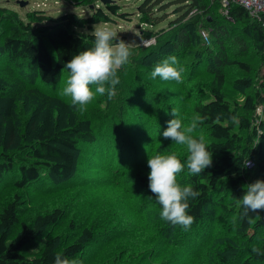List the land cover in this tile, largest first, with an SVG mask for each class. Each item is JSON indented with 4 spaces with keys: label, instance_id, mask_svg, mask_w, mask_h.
<instances>
[{
    "label": "trees",
    "instance_id": "obj_1",
    "mask_svg": "<svg viewBox=\"0 0 264 264\" xmlns=\"http://www.w3.org/2000/svg\"><path fill=\"white\" fill-rule=\"evenodd\" d=\"M64 1L88 15L21 17L0 6V264H53L57 253L84 260L93 245L118 239L124 254L100 264H264V254L252 252L264 248V209L246 211L239 202L247 184L264 180V14L254 20L234 1L226 14L220 0L138 1L139 39L154 42L130 46L115 95L96 94L80 111L62 94L64 64L92 46L94 24L128 13L126 0ZM169 56L183 69L179 84L150 77ZM173 108L185 123L197 119L194 135L212 153L201 174H177L199 191L188 202L187 229L159 217L148 188L149 155L175 151L186 159L183 146L161 135ZM88 188L96 196L81 207L100 213L84 216L78 230L70 220L67 243L47 236L61 208L23 213L34 192L46 200Z\"/></svg>",
    "mask_w": 264,
    "mask_h": 264
},
{
    "label": "clouds",
    "instance_id": "obj_2",
    "mask_svg": "<svg viewBox=\"0 0 264 264\" xmlns=\"http://www.w3.org/2000/svg\"><path fill=\"white\" fill-rule=\"evenodd\" d=\"M91 35L94 37L91 47L79 51L64 64L67 70L62 94L70 99V105L84 111L96 94L106 95L110 100L119 84L118 70L129 62L132 52L130 43L120 39L108 25L96 23ZM183 69L177 66L175 56H169L156 63L150 77L162 81L182 82ZM94 85V90L90 87ZM173 118L167 121V127L161 135L172 140L175 145L183 146L186 159L182 162L175 151L149 155L147 165L148 188L155 194V201L160 205L159 217L172 225L187 229L193 216L186 209L189 199L196 198L199 191L193 186L181 185L177 174L186 168L188 174L199 175L212 162V153L208 150L203 135L195 134L197 119L183 122L178 110L173 108ZM248 162H246L247 164ZM246 211L264 209V180L256 179L246 185V190L239 198ZM252 252L264 254V248L253 246ZM53 264H83L80 260L68 259L57 253Z\"/></svg>",
    "mask_w": 264,
    "mask_h": 264
},
{
    "label": "rangeland",
    "instance_id": "obj_3",
    "mask_svg": "<svg viewBox=\"0 0 264 264\" xmlns=\"http://www.w3.org/2000/svg\"><path fill=\"white\" fill-rule=\"evenodd\" d=\"M28 3L20 7L17 4V0H0V6L6 7L10 10L17 12L21 17H23L26 13L33 12V11H40L44 14H49L51 16H58L66 11H73L83 16L88 15V10L75 7L74 5L66 3L64 0H25ZM140 0H126L122 6L123 11L127 12L128 19H123L121 17H115L113 21L109 23H104L110 26L118 36H124V41L129 42L130 46H135L137 44H141L139 38V28L137 27L138 18L136 15V7L138 6ZM172 14V9L167 11V18ZM166 18V19H167ZM167 21H163L158 25L154 26L153 29L157 30L167 24ZM101 24V23H100ZM103 24V23H102ZM201 34V33H200ZM202 36V35H201ZM65 86V84H64ZM68 98V97H67ZM59 196L55 198L56 193H50L49 198L44 200L37 192H34L35 196H28L30 199V204L24 209V214L31 212L32 210H48L52 209L53 207H58L63 210V218L60 222L53 227L46 228L49 231L47 236L52 235H60L63 238L61 239L64 243H67L68 240H71L74 236L72 232L74 230H69L68 223L70 220L74 221V227L76 230L80 228L86 221L83 219L84 216H89L88 213H100L98 210L100 206H93L90 203L86 204L84 207H81L82 202L84 199L87 198H94L96 196L93 189L88 188L85 191H79L76 194L71 195L70 192H64V190H60ZM45 193H49L48 190H45ZM14 194L13 192L11 193ZM8 194H5L6 197ZM6 199V198H5ZM5 199L0 201L3 202ZM48 200V201H47ZM106 208L104 207V210ZM80 211H87V212H80ZM83 213V214H81ZM94 216L93 214H90ZM102 215V214H101ZM110 230H114L113 227ZM117 239V238H116ZM66 241V242H65ZM37 243H35L36 245ZM126 243L123 240L118 239L115 243L109 244H96L89 248V256L83 259H78L83 262V264H100L105 262L116 255L124 254L126 250ZM37 251L35 248H32ZM130 255V251H127L125 254V258ZM92 257V258H91ZM138 256L132 258L131 260H137ZM101 259V260H100Z\"/></svg>",
    "mask_w": 264,
    "mask_h": 264
},
{
    "label": "built area",
    "instance_id": "obj_4",
    "mask_svg": "<svg viewBox=\"0 0 264 264\" xmlns=\"http://www.w3.org/2000/svg\"><path fill=\"white\" fill-rule=\"evenodd\" d=\"M221 5L223 7V13L226 14V7L229 4V2H237L241 6L245 8V10L248 12L249 16L254 20H261L262 15L264 14V0H220ZM202 37L205 38V34L201 32ZM154 42L153 39L149 40H142L141 44L144 46H148ZM264 42V41H263ZM260 109L257 110L259 113Z\"/></svg>",
    "mask_w": 264,
    "mask_h": 264
},
{
    "label": "water",
    "instance_id": "obj_5",
    "mask_svg": "<svg viewBox=\"0 0 264 264\" xmlns=\"http://www.w3.org/2000/svg\"><path fill=\"white\" fill-rule=\"evenodd\" d=\"M102 3H106V2H109L110 0H100ZM28 2L25 1V0H17V4L20 6V7H23L27 4Z\"/></svg>",
    "mask_w": 264,
    "mask_h": 264
}]
</instances>
